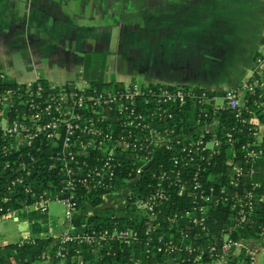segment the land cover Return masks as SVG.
Returning <instances> with one entry per match:
<instances>
[{
	"label": "trees",
	"instance_id": "trees-1",
	"mask_svg": "<svg viewBox=\"0 0 264 264\" xmlns=\"http://www.w3.org/2000/svg\"><path fill=\"white\" fill-rule=\"evenodd\" d=\"M154 1L146 13L141 15L138 11V20L140 15L144 21L154 15ZM154 49V46L147 48L146 55H152ZM256 57H259L257 53L254 60ZM81 63L77 73L86 85L82 89L73 80L52 85L41 76L28 86L0 73V95L11 91L14 100L6 110L8 122L17 121L29 126L27 117L37 112L40 123L46 124L59 117L56 105L59 103V108L63 110L68 103L66 98L71 94L77 97L125 93L122 82L114 78L105 79L107 52H86ZM252 78L260 79L257 68L253 70ZM144 86L155 90L171 88L160 82ZM38 87L39 97H36ZM194 91L201 92L195 88ZM206 92L205 100L201 97L196 101L188 98L179 107L163 104L171 117L166 113L159 120L148 117L150 128H156L163 138L189 133L195 141L202 139L203 144L198 149L183 138L157 147L149 140L146 131L135 129L130 132L131 140L142 137V148L137 153L148 156L149 162L136 175L139 158L135 159L131 150H114L113 175L109 179L108 175H104L105 179L99 187L89 188V184L86 186L77 182V179H86L95 167L100 168L107 157L106 152L92 146L86 147L84 154L76 153L82 148L79 142L86 143L89 138L81 132L74 133L75 159L68 164L76 180L72 190L66 188L67 175L61 161L57 160L62 146L61 137H50L49 133L42 132L29 145L21 142L0 147V216L27 209L30 232L34 235L29 240L0 246V264H34L48 255L53 264H59L55 256L59 244L53 242L48 234L46 213L29 208L42 199L67 197L71 198L76 212H79V216L71 221L78 234L131 230L133 235L127 241L108 238L98 244L75 240L62 243L61 247L67 255L66 264L72 262L71 257L74 258L73 263L80 264H163L168 261L197 264L214 259L220 261L219 264H240V259L241 264H249L250 257L243 250L231 260L234 249L224 254L221 245L226 239L250 243L264 235V136L256 139L257 123H264V92L259 87L245 92L238 118L231 110L213 111L212 106L207 104L208 97L221 96L224 94L222 90ZM121 102L125 104L123 98L117 100L107 108V112L100 106L96 110L87 106L80 124L85 120V124L89 120L97 126L101 124L105 133H112L114 138L126 134L127 128L119 122L124 115L117 110V104ZM46 106L49 107L48 112ZM127 107H131L130 102ZM135 108L138 113L153 111L151 104H143L141 98H138ZM105 115V122H100ZM206 122L212 126L200 131V126ZM172 129L174 132H171ZM164 130L168 133L164 134ZM59 133L61 136L64 134L63 128ZM12 139V136H2L0 131V144ZM175 159L177 163H174ZM132 178L135 182L122 205L116 209L104 206L103 195L122 190ZM96 180L92 177L90 184L93 185ZM148 199L154 202L153 219L149 218L148 211L138 207V201ZM199 207H205L202 224L198 221L194 223L185 215L192 212L194 216H199ZM86 208L91 211L82 213ZM169 242L174 245L172 251L168 250Z\"/></svg>",
	"mask_w": 264,
	"mask_h": 264
},
{
	"label": "crops",
	"instance_id": "crops-1",
	"mask_svg": "<svg viewBox=\"0 0 264 264\" xmlns=\"http://www.w3.org/2000/svg\"><path fill=\"white\" fill-rule=\"evenodd\" d=\"M188 1L191 2V6H185L186 3H189ZM179 2H185V4L181 5ZM112 5L111 20L105 27L100 24L89 25L92 27V33L90 36H86V40L88 44L91 42L93 47L91 50L84 51V53L107 52L109 57L111 29L118 27V22L116 23L114 19L116 16L113 10L115 5L114 3ZM165 5L166 11H171V14L160 13V9H163ZM154 6L153 31L150 29L147 42L155 49L152 55L144 56L147 62L145 59H141V55L137 57V62L143 63L141 66L142 71H139V63L137 66L132 63L134 54L128 58L126 56L128 64H132H129V68L126 66L125 73L127 72L129 76L134 75V80L130 81L129 84L137 81L135 79L138 77L142 80L140 82L142 85L160 82L168 84L170 87L184 86L193 90L195 88L209 92L214 90L224 92L245 80L253 79L252 73L256 68L254 54L257 53L260 44L264 43V0H155ZM98 7L100 8L98 12L102 15V2H99ZM108 7V4L104 5L105 9H108ZM92 8L93 11H96L93 5ZM91 19L94 20L95 18L91 17ZM42 25L44 26L45 23H42ZM29 26H32V24ZM34 35L35 37H33ZM19 36L18 33L9 42L0 43V48L9 54L20 53L21 51L26 65L38 60L34 53L39 52L42 46L47 49L50 47L49 35L44 32L39 33L35 28L28 33L29 37ZM134 36L136 39L135 34ZM118 37L119 31L116 45L119 42ZM133 43L137 45V41ZM83 54L75 61L77 65L82 62ZM151 63H153V66ZM258 70L260 79L264 78V66ZM37 77L38 75L34 79ZM118 81L124 84L123 81ZM252 121L257 123L255 118H252ZM257 124L256 139L258 140L264 136V123ZM158 141L162 142L160 144L162 146L167 143V140L161 136L156 138L155 143ZM130 190L131 188L128 186V189L123 188L116 193L108 194L112 201L116 196L123 197L120 204L110 203L113 209L118 205H122L125 198L130 194ZM106 199L109 198L106 197L102 200L104 204ZM57 202L61 203L60 201ZM29 209L34 210L36 208L30 207ZM21 211L0 216V225H4V220L11 218L16 223L19 231L24 232L21 236L22 239L19 240L20 238H18L15 242L29 240L34 237L30 232L29 221L26 217L28 210ZM89 212L90 209L86 208L82 213ZM78 216L79 212H75L73 219ZM66 226L65 210L60 230H55L49 226L48 234L53 238V242H58L59 247L62 245L60 238ZM262 238L264 236L260 238V241L263 240ZM254 243H256V246L258 245L256 241H250L247 244L255 245ZM5 244H8L7 241L0 240V246ZM261 249H264V246ZM261 253L264 255L263 250H261ZM262 259H264L263 256ZM73 260L74 258L71 257L70 261L72 262L70 264H75ZM34 264L53 263L48 255ZM262 264H264V260H262Z\"/></svg>",
	"mask_w": 264,
	"mask_h": 264
},
{
	"label": "rangeland",
	"instance_id": "rangeland-1",
	"mask_svg": "<svg viewBox=\"0 0 264 264\" xmlns=\"http://www.w3.org/2000/svg\"><path fill=\"white\" fill-rule=\"evenodd\" d=\"M99 2H102V15L98 12L100 9L98 7ZM111 2L115 5L113 10L116 16L114 19L116 23L118 22V27H113V29H111L109 44L110 54L109 57L107 56L109 60L107 61L105 70V79L110 80L114 78L116 80H121L125 88L142 82V80L137 77L135 79L137 81L129 84L130 81L134 80V75L129 76L125 71L126 66L129 68V64L134 63V66H137L139 63L137 62V57L141 55V59H144L146 48L151 47L147 42V35H150V29L153 30L154 15L151 16L153 17L152 19L149 17L147 21H144L141 15L142 13H146V10L151 7L153 0H0L1 44L9 42L11 39L15 38L18 33L20 35L19 37H29L28 33L31 32V30L33 31L34 28L39 33H47L50 39L49 49L42 46L39 52L36 51L34 54L38 60L35 62L32 61L30 65H26L24 62L23 53H21V51L20 53L9 54L0 48V72L5 74L7 78L13 79L19 83L30 82L34 80L37 75H40L51 82L52 85H61L66 81L73 80L74 83L80 87L82 84V77H80L77 72L82 63L77 65L75 61L84 51L91 50L93 47L91 42L88 44L86 40V36H90L92 33V27L89 25L100 24L105 27V25L110 22L111 10L113 7ZM188 2L189 3L186 4L185 2L179 3L181 5L185 4V6H191V2ZM105 4L109 5L108 9L104 8ZM92 5L95 7L96 11H93ZM138 11L141 12L139 20L137 15ZM160 13H168L169 15L171 11L167 12L165 5L163 9H160ZM91 17L95 19L93 20ZM42 23H45V25L43 26ZM30 24H32V26H29ZM118 31L119 42L116 45ZM134 34L136 35V39ZM33 37H35V35ZM134 41H137V45L133 43ZM257 54L260 57H264V43H261L257 48ZM131 55H133L134 61L132 59L133 62L128 64L126 56L128 58L131 57ZM142 64L143 63H139L138 65L139 71H142ZM157 143V147L162 146L160 145L162 142L158 141ZM131 184L132 182L129 180V184L125 185V189H128V186ZM106 197L109 198L104 201V206L106 205L107 207H112V204L110 205L111 202L120 204L123 198L119 195L112 201L109 195ZM46 216L49 220V226L58 230L64 220L63 205L56 200L49 201ZM23 234L24 232L19 231L16 223L13 222L11 218L4 220V225H0V240L3 239L7 241V243L15 242L18 238L21 240ZM262 239L261 241L260 238L254 239L258 242L257 246L256 243L252 245L242 242L243 247L235 249L230 259L236 258L243 250L248 257H253V264H262V260H264L262 256L264 258V255L261 253V250L264 252V249L261 248L264 246V238ZM249 262H251V259H249ZM219 263L220 261L214 259L197 264ZM239 263H242L241 259ZM75 264L80 263L77 262ZM163 264L177 263L168 261Z\"/></svg>",
	"mask_w": 264,
	"mask_h": 264
},
{
	"label": "built area",
	"instance_id": "built-area-1",
	"mask_svg": "<svg viewBox=\"0 0 264 264\" xmlns=\"http://www.w3.org/2000/svg\"><path fill=\"white\" fill-rule=\"evenodd\" d=\"M255 65L257 69H260L262 66H264V59H262L261 57H256ZM31 82L32 81L26 82V85L29 86ZM144 85H142L141 83L133 84L132 86L125 88L124 94L119 95L106 93L92 96L79 95L77 97H74L75 94H71L68 98H66V100H68V103L63 107V110L62 108H59V103L56 105L55 110L60 114L58 118L52 119L44 124L40 123L41 119L39 114L37 112H34V114H31L26 119V121L30 123L29 126H23L17 121L8 122L6 110L12 105L14 100L11 96V91H6L5 94L0 95V131L2 132V136H12L13 139L6 143L3 142L2 144H0V147L4 148L6 145H17L21 142L29 145L31 144L32 139L37 137L42 132H45L46 135L47 133H49L50 137L52 135L56 138L61 137L62 146L57 160L61 161L63 165L62 168H64V173L67 175L65 186L67 189L72 190L75 186L76 180L73 176V170L70 166L68 167V164L75 159L73 144L75 143L76 139L74 138V133L81 132L84 135H87L89 138L86 143L79 142V146L82 148H79L76 153L84 154L86 147L92 146V148H98L106 152L107 157L100 168L95 167L92 171V174L88 175L86 179H77V182H83L86 186H88L89 184V188H91L94 186L99 187L100 185H102L103 180L105 179L104 175H108L107 177L109 179L113 175L112 160L114 150H131V152L134 154L133 157L135 159L139 158L140 165L136 169V175H139L142 172L143 167H145V165H147V163L149 162V158L148 156L139 155L137 153V151L141 150L142 148L143 140L141 136L136 137L135 140H131L130 132L135 129H138L140 132L146 131L145 133L149 135V140L156 145V138H158V136H161V133L156 128H150L148 117L153 116L159 120L162 118V115L164 113H166L168 117H171V113H167V110L162 106L163 104H170L172 106L179 107L184 104L186 99L188 98L196 101L198 97H201L205 100L207 93L203 90L198 93L193 89L184 86H172L171 88H158L155 90ZM84 86L86 85L82 83L80 88L82 89ZM253 87H259L264 92L263 78L259 80H245L239 85L225 90L224 94L221 96L215 95L208 97L207 104H210L212 106L213 111L231 110L235 113V117L238 118L240 110L239 108L244 104L243 96L245 92L251 91ZM39 89L40 88L38 87L36 91V97H39ZM122 98L125 100V104H123L122 102L120 103V105L117 104V110L122 116L124 115V117L119 122L122 123L123 127L127 128L126 134H121L120 136L114 138V135L112 133H105V131L101 128V124L97 126L91 120L87 121L86 124V120L82 125L80 124V120L83 118V110L86 109L87 106L95 107V110L98 106H100L103 111L107 112V108L109 109L113 103H115L117 100H122ZM138 98L143 99V104H146L147 102L150 103L151 107H153V111L148 114H146V112L138 113L137 109L135 108ZM128 102H130L131 107H127ZM48 109L49 107L46 106L45 110H47V112ZM203 116L206 117L207 113L204 112ZM106 117L107 116L105 115L100 122H105V119H107ZM211 126V124H208L206 122L205 124L200 126L199 130H208ZM61 128H63L64 130V134H62V136L59 133V130ZM171 132H174V130L172 129ZM163 133L167 134L168 132L164 130ZM182 138L188 140L190 142V146H195L197 149L200 147V145L203 144L202 139L198 138V140L195 141V139H192V135L189 133L178 134L176 136H170V138L165 139L168 142L179 140ZM174 163H177V159L174 160ZM92 177L97 179L93 185L90 184L92 182ZM89 180L90 182H88ZM131 182L132 184L130 185V188H132L135 180L132 178ZM127 184H129V181ZM106 195L108 194L103 195L102 200H104ZM207 199L208 198H205V200ZM49 201L51 200L42 199L41 201L35 203L32 207H35L41 213H46V207ZM56 201H60L63 204L65 210V219L67 221L66 229L64 230L60 238L61 243L75 240L78 242H85L89 244H98L102 241H106L108 238H116L124 241L132 238L133 233L131 230L112 232H108L107 230H105L99 233L92 232L91 234L80 235L76 232L73 224H71V221L73 220L74 214L76 212L75 205L71 201V198L67 197L63 199H56ZM138 202V207L148 211L149 218L153 219L154 202L151 199H148L146 201L141 200ZM198 210L199 216H194L192 212H186L185 215L189 217L194 223L198 221V223L202 224L205 218V216L203 215L205 212V207H199ZM168 246V250L172 251L174 247L172 242H169ZM241 247H243L242 242H234L230 239H226L221 245V252L226 254L231 249H234L235 251V249ZM66 256L67 255L63 251V247L60 246L56 252V257H58L59 264H66ZM250 259V263L253 264V257H250Z\"/></svg>",
	"mask_w": 264,
	"mask_h": 264
}]
</instances>
